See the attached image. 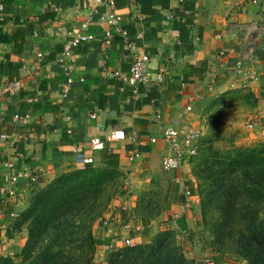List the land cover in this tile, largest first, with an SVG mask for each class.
I'll list each match as a JSON object with an SVG mask.
<instances>
[{"label": "crops", "instance_id": "crops-1", "mask_svg": "<svg viewBox=\"0 0 264 264\" xmlns=\"http://www.w3.org/2000/svg\"><path fill=\"white\" fill-rule=\"evenodd\" d=\"M0 4V87L8 80L22 81L18 93L0 94V134H7L0 142L1 255L18 253L25 244L16 221L30 186L85 166L78 162V152L93 156L91 165L105 166L103 151L91 146L93 138L104 140L123 130L127 137L106 143L118 156L119 169L130 175L140 163L156 169L169 152L162 127L202 97L228 91L253 94L251 122L256 126L245 141L264 138V0H115L134 48L120 35L104 41L109 7L95 0ZM77 32L88 34L90 41L61 60L65 44ZM143 52L150 55L153 80L137 84L129 70ZM160 74L164 79L154 80ZM69 77L73 82L64 96ZM25 114L27 121L18 119ZM132 133L135 140L128 136ZM186 166L168 172L176 173V179L167 207L176 217L171 226L191 232L201 214L193 185L178 177ZM10 187L14 195L5 191ZM187 189L194 194L189 208ZM149 227L140 218L98 227L95 258L110 246L125 245L126 237L140 239L139 232Z\"/></svg>", "mask_w": 264, "mask_h": 264}, {"label": "trees", "instance_id": "trees-1", "mask_svg": "<svg viewBox=\"0 0 264 264\" xmlns=\"http://www.w3.org/2000/svg\"><path fill=\"white\" fill-rule=\"evenodd\" d=\"M102 151L103 167L118 170V156L107 147ZM203 162L212 179L205 188L198 187L199 206L205 223L214 214L213 247H228L249 264H264V140L223 152L209 145ZM100 170L89 164L42 187L24 216L23 222L30 220L25 245L13 255L0 254V264H90L98 246L94 218H88L85 204L103 192L108 171ZM174 232L161 231L153 240L116 250L108 264H192L176 244Z\"/></svg>", "mask_w": 264, "mask_h": 264}, {"label": "rangeland", "instance_id": "rangeland-1", "mask_svg": "<svg viewBox=\"0 0 264 264\" xmlns=\"http://www.w3.org/2000/svg\"><path fill=\"white\" fill-rule=\"evenodd\" d=\"M255 105L256 98L250 91H228L215 98L205 100V97H202V100L195 107L192 106L190 111H186L180 116L182 119L181 128L189 126L200 132L199 137L194 140L195 154L186 161L185 165L187 166L184 167L183 173L181 171L178 175L180 178L184 176L186 183L193 185L199 202L201 201V193L198 187L205 188L212 179L211 173L205 172V162H203L207 146L211 145L214 150L219 149L223 152L230 149L231 146L249 145L264 140L263 138L250 143L245 141L254 128H250L249 124L253 117ZM254 126H256V122ZM137 167L136 172L130 175L121 169L96 166L98 170L108 171V174L105 176L101 195L93 203L91 198L87 200L86 204L84 203L88 218L90 219L92 216L94 218L92 225L94 236H97L98 227L113 225V223L120 224L123 220L125 222L129 219L140 218L142 223L144 221L149 222V231L146 233L140 231V239L135 237L129 246L153 240L161 231L170 229L175 231L176 244L180 246L183 254L193 261L192 264H203V261L205 263L213 262V259L220 262L232 261L236 264H249L243 255L225 247V245H223L225 249L220 251H216L213 247L215 239L211 226L215 222L213 213L208 215L207 223L201 219V223L196 229L191 232L186 230V234L182 233L181 228L172 227V220L176 217L168 214L167 200L172 183L176 179V173L169 174V171L163 170L161 166H157L156 169H145L140 163ZM83 168L85 166L77 169ZM61 174L63 173L57 174L52 180ZM52 180L44 184L37 183L30 186L25 195L23 208L19 212L18 218L21 220L19 222L22 223L19 228H23L26 241L30 220L23 222L24 216L39 190ZM78 222L82 221L77 219ZM143 225L146 226L144 223ZM126 246H128L126 243L122 246H110L106 251H102L96 259L95 256L99 250L97 249L90 264H108L111 254ZM222 250L226 252L222 253Z\"/></svg>", "mask_w": 264, "mask_h": 264}, {"label": "built area", "instance_id": "built-area-1", "mask_svg": "<svg viewBox=\"0 0 264 264\" xmlns=\"http://www.w3.org/2000/svg\"><path fill=\"white\" fill-rule=\"evenodd\" d=\"M252 2H257V0H251ZM97 4L107 5L109 7V12L106 17V21L108 24V28L104 31V41L106 43H110L113 40L115 35H120L125 40H128V47L134 48L136 46L135 40H130V32L128 29L124 27V17L118 12L115 4V0H95ZM3 9V6L0 4V10ZM91 37L84 32H77L73 34L68 42L65 44V48L61 57V60L64 59L65 56L69 55L73 48L79 46L82 43L89 42ZM41 55V54H39ZM150 62V55L147 52H143L140 55L134 57L131 66H130V75L134 82L137 84H144L153 80L151 77L150 70L148 68ZM164 79V75L160 74L156 79V81H161ZM73 79L71 77L68 78L67 85L63 89L64 96L67 95L70 85L72 84ZM22 88V81L18 79L8 80L3 83L0 87V94L6 95H14L18 93ZM192 109L191 105L186 106V111H190ZM28 114L23 116H18V119H22L23 121H27ZM182 119L179 117L178 119H173L167 125L162 127V137L166 141L169 147V152L164 154L161 157V167L165 171H176L183 168L186 161L193 156L196 152V145L194 140L199 137V130H194L192 127H184L181 128ZM255 122H251L249 124L250 128H253ZM130 138L135 140L136 134L132 133L128 135ZM127 137L123 130H116L110 134H108L104 140H99L93 138L91 140V146L93 150H102L106 147V143L108 141L120 140ZM7 138V134H0V142ZM152 142L156 141V138L150 139ZM136 157H140V153L137 152L135 154ZM77 160L82 165H89L94 162L93 156L85 155L83 152L77 153ZM34 181L35 178H32ZM9 195H14L15 191L13 188H7L5 190ZM186 199V207L189 208L191 205L190 199L193 197L192 191L190 189L185 190ZM183 234H186L187 231L183 230ZM126 245L131 244V238L126 237L124 239ZM208 264H213L212 262H208Z\"/></svg>", "mask_w": 264, "mask_h": 264}]
</instances>
